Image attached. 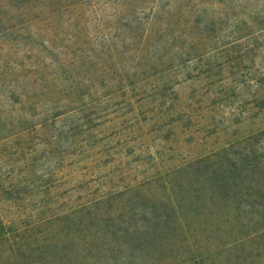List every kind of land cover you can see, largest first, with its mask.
Returning a JSON list of instances; mask_svg holds the SVG:
<instances>
[{
    "label": "rangeland",
    "instance_id": "1",
    "mask_svg": "<svg viewBox=\"0 0 264 264\" xmlns=\"http://www.w3.org/2000/svg\"><path fill=\"white\" fill-rule=\"evenodd\" d=\"M0 264H264V0H0Z\"/></svg>",
    "mask_w": 264,
    "mask_h": 264
}]
</instances>
